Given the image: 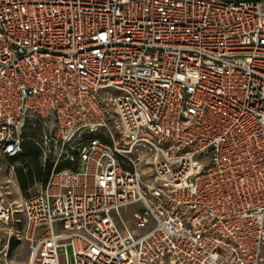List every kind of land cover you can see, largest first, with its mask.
<instances>
[{"label":"built area","instance_id":"obj_1","mask_svg":"<svg viewBox=\"0 0 264 264\" xmlns=\"http://www.w3.org/2000/svg\"><path fill=\"white\" fill-rule=\"evenodd\" d=\"M29 122L52 167L0 180V264H260L264 0H0V161Z\"/></svg>","mask_w":264,"mask_h":264},{"label":"rangeland","instance_id":"obj_2","mask_svg":"<svg viewBox=\"0 0 264 264\" xmlns=\"http://www.w3.org/2000/svg\"><path fill=\"white\" fill-rule=\"evenodd\" d=\"M33 132H35V130H31L30 126H26V137L25 138L29 139V142L31 141L30 143H32L31 138L34 137L32 136ZM36 136L37 135L35 134V137ZM38 149L40 150L39 147ZM41 155H42V151L40 150V154L38 156V162L42 164L44 161ZM27 160L28 158H25V160L17 159L15 161H11L10 158H5L0 161V180L6 186L7 198H8V201L11 202L13 208H17V207H14L15 204H17L21 200L22 197H24L29 192L35 190L40 185L39 182H36L33 186L27 189L26 192H23L21 190L20 185L17 180L16 171L18 168L25 166L27 163L26 162ZM121 213H122V218L124 219V221L131 228H133L130 211L122 210ZM115 217L118 221V225L120 226V228H122V225L120 222L121 219L119 218V215H115ZM21 220H22L21 213L18 212V210H15L12 214V219L10 220V223L14 224V228H20ZM134 232H138V231L134 229ZM9 256H10L11 264H26L27 256H28L27 245L24 243L17 244L10 251ZM68 260H71L69 252H68ZM260 264H264V248L262 250V257H261Z\"/></svg>","mask_w":264,"mask_h":264},{"label":"trees","instance_id":"obj_3","mask_svg":"<svg viewBox=\"0 0 264 264\" xmlns=\"http://www.w3.org/2000/svg\"><path fill=\"white\" fill-rule=\"evenodd\" d=\"M27 126H30L31 130H35V132L32 133V136H34L31 138L32 143H30L31 141L29 142V139L25 138V129L23 134L21 152L17 156L10 158L11 161H15L17 159L25 160V158H28V160L26 161V165L18 168L16 171L17 180L23 192H26L27 189L33 186L36 182H39L40 184L44 183L52 167V162L50 160H46L42 164L38 162L40 150L38 149V146L36 145L34 139L38 137L39 133L37 128L32 125L31 122H29ZM35 134L37 135L36 137ZM64 167H67V165L64 163H60L59 165H57V168Z\"/></svg>","mask_w":264,"mask_h":264},{"label":"crops","instance_id":"obj_4","mask_svg":"<svg viewBox=\"0 0 264 264\" xmlns=\"http://www.w3.org/2000/svg\"><path fill=\"white\" fill-rule=\"evenodd\" d=\"M66 164V163H65ZM67 166H76V164H66Z\"/></svg>","mask_w":264,"mask_h":264}]
</instances>
